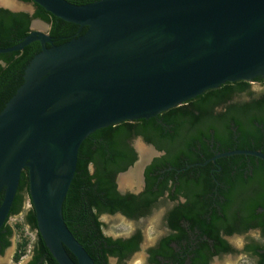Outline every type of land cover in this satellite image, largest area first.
Here are the masks:
<instances>
[{"label":"water","instance_id":"obj_1","mask_svg":"<svg viewBox=\"0 0 264 264\" xmlns=\"http://www.w3.org/2000/svg\"><path fill=\"white\" fill-rule=\"evenodd\" d=\"M32 1L79 29L61 44L33 30L0 47L7 53L33 41L42 46L0 111V229L28 168L38 229L53 256L59 264H96L62 211L83 140L102 127L156 116L226 82L264 77V0ZM140 140L149 154L141 156L135 145L136 161L116 178L122 193L142 188L144 169L159 154ZM232 154L264 160L257 149L224 151L212 159ZM131 173L137 183L126 189L121 178Z\"/></svg>","mask_w":264,"mask_h":264},{"label":"trees","instance_id":"obj_2","mask_svg":"<svg viewBox=\"0 0 264 264\" xmlns=\"http://www.w3.org/2000/svg\"><path fill=\"white\" fill-rule=\"evenodd\" d=\"M68 1L84 4L96 0ZM34 4L36 12L32 16L25 11L0 8V47L12 46L27 36L33 17L51 23L49 32L57 44L76 35L78 24ZM86 29L83 27L80 33ZM40 50V42L33 41L21 50L0 53V111L22 84L26 65ZM255 80L264 85L263 77ZM242 92L253 93L251 82H226L156 116L102 127L83 140L62 211L67 226L96 264H113L110 257L125 261L140 248L143 238L140 231L129 237L105 234L102 214L121 213L137 219L149 215L167 199L176 200L180 196L185 201L179 202L165 217L168 226L177 233L163 236L157 246L149 249L152 264H186L185 257L171 247L173 239L187 254L194 242L190 264H209L206 252L209 239L224 251H234L221 237V230L232 234L259 228L264 236V160L249 154L210 159L216 153L234 149L264 152V90L250 101L239 102L236 97ZM139 135L165 153L146 166L142 192L122 193L116 177L136 161L132 139ZM4 194L5 188L0 192V205ZM26 194L30 198L28 168L22 171L9 217L22 211ZM181 220L188 223L187 228L180 224ZM25 221L37 230L27 264H59L38 229L32 200ZM12 234L7 220L0 229V254L10 246ZM247 249L262 264L264 243L252 241Z\"/></svg>","mask_w":264,"mask_h":264},{"label":"rangeland","instance_id":"obj_3","mask_svg":"<svg viewBox=\"0 0 264 264\" xmlns=\"http://www.w3.org/2000/svg\"><path fill=\"white\" fill-rule=\"evenodd\" d=\"M262 88L258 82L251 84V89L255 93L262 91ZM247 96L249 95L244 93L242 96H237L236 98L242 99ZM139 141H141L139 137L132 139L133 145H137ZM128 185H130V182L127 180L123 186L127 189ZM164 204L167 203L160 204L159 207L153 209L149 215L141 220L130 219L120 213L102 214L100 216V219L104 223L105 234L113 237H128L137 230L138 226L142 228L143 239L141 248L123 262L111 257L110 261L113 264H148L145 258L146 249L150 245H153L157 238L164 233V228L162 227ZM30 207L31 200L26 194L22 211L7 219L8 223L12 226L13 234L10 246L6 248L3 254H0V264H26L31 258L32 250L37 240V230L33 229L25 221V214ZM229 240L238 251L231 255L223 256L219 260H214L211 264H258L257 256L242 252L244 245L249 241L264 243V236L258 231L234 235Z\"/></svg>","mask_w":264,"mask_h":264},{"label":"flooded vegetation","instance_id":"obj_4","mask_svg":"<svg viewBox=\"0 0 264 264\" xmlns=\"http://www.w3.org/2000/svg\"><path fill=\"white\" fill-rule=\"evenodd\" d=\"M16 2L20 5V7L19 8H15V9H17V10H15L14 8H12V7H10V6H6V5H1L0 6V8H5V9H8V10H10V11H14V12H19V11H25V12H27V13H29L31 16L36 12V6H35V4H34V2L33 1H25V0H16ZM28 9H31L30 11H32V13L31 12H29L28 11ZM38 24H39V26H38ZM45 25H48V27L46 28V29H43L44 27H45ZM50 28H51V23L49 22V21H46V20H44V19H42V18H40V17H33L32 19H31V22H30V33L33 31V30H41V31H45L46 33H48L49 35H50V32H49V30H50ZM51 36V35H50ZM52 38V37H51ZM52 40H53V42L55 43V44H57L56 43V40L54 39V38H52ZM47 46H51V44H49V43H47L46 44ZM40 47H42L41 46V43H40ZM2 62V61H1ZM3 63V62H2ZM257 78V77H256ZM255 78V79H256ZM264 78V77H263ZM255 79H253L252 81H249V82H251V84L252 83H254V82H258L263 88H262V91L264 90V85L261 83V82H259V81H256ZM246 81V80H245ZM252 90V89H251ZM262 91H260V92H258V93H255V92H253L252 94H249V96H247V97H244V98H236V100L237 101H239V102H243V101H250V99L251 98H254V97H256L257 95H259V93H261ZM244 93H246V94H248L247 92H242V93H240V94H238L237 96H242ZM137 137H141L142 138V140L147 144V145H153L154 147H155V149H157L158 151H159V154L158 155H156V156H154L153 157V159L155 158V157H159V156H161V155H163L164 153H165V151L164 150H159L158 148H156V146L154 145V144H152V143H148L147 141H145V139L142 137V136H137ZM132 145H133V143H132ZM134 146V148H135V145H133ZM135 150H136V148H135ZM137 152V151H136ZM221 153V152H220ZM217 154V153H216ZM215 154V155H216ZM137 155H138V153H137ZM214 155V156H215ZM214 156H212V158L214 157ZM212 158H210L211 160H213ZM218 158V157H217ZM152 159V160H153ZM210 159H208V160H206L204 163H207V162H209L210 161ZM148 165V164H147ZM146 165V166H147ZM192 165V164H191ZM146 168V167H145ZM117 178V177H116ZM126 180V179H125ZM117 182V181H116ZM145 185H146V178H145V169H144V183H143V185H142V188L138 191V192H133V191H130V189H127L124 193H126V192H131V193H140V192H142L143 190H144V188H145ZM117 186H118V183H117ZM128 186H130V185H128ZM185 201V198L184 197H182V196H180L178 199H176V200H170V199H167L166 201H165V203H167V204H164L165 205V209H164V212H163V215H162V227L164 228V233L163 234H161L158 238H157V240L155 241V243L153 244V245H150L149 247H148V249H146V251H145V258H146V261H147V263L148 264H152V263H150V261H149V258H150V252H149V249L151 248V247H155V246H157L158 244H159V242H160V240L162 239V237L163 236H165V235H167V234H169V233H173V234H176L177 233V230L176 229H171L169 226H168V224H167V220H166V214H167V212L169 211V210H172L179 202H184ZM160 206V205H159ZM158 206V207H159ZM157 207H155L154 209H156ZM123 215V214H122ZM145 216H141V217H139V218H137L138 220H141L142 218H144ZM128 218V217H127ZM131 219V218H130ZM180 224L183 226V227H185V228H187V226H188V223L186 222V221H184V220H181L180 221ZM137 231H140L141 233H143L142 232V228L141 227H139L138 226V228H137V230L135 231V232H133L132 234H134V233H136ZM251 231H258L260 234H261V231H260V229L259 228H251V229H249L248 231H245V233H248V232H251ZM187 233H188V235L190 236L191 235V232L190 231H187ZM244 232L243 233H238V232H234V233H232V234H226L225 233V231L224 230H221L220 231V235H221V237L222 238H224V239H226L227 241H228V243L231 245V246H233V244L230 242V238L232 237V236H234V235H238V234H245ZM131 234V235H132ZM130 235V236H131ZM143 235V234H142ZM262 235V234H261ZM129 237V236H128ZM190 237H192V236H190ZM206 238V237H205ZM143 239V238H142ZM191 242V241H190ZM142 243V242H141ZM251 244V241H249V242H247L245 245H244V248H243V251L242 252H244L245 254H251V255H254V256H256L253 252H251L250 250H248L247 249V245L248 244ZM194 244V242L192 241L191 242V245H193ZM208 244H209V248H208V250H206V252H207V255L209 256V258H210V261H209V264H211L212 263V261H214V260H219L220 258H222L223 256H227V255H231V254H233L234 252H236V251H238V249H236L234 246H233V248H234V251H224L222 248H219L217 245H216V242L213 240V239H209L208 240ZM183 245H185V242L183 243ZM191 245H189V252H188V254L187 253H183L182 252V250L180 249V247L178 246V243H177V240L176 239H173L172 240V242H171V247L174 249V251H176V252H180V255L182 256V257H185V263L186 264H190V262H191V259H192V254L190 253V250H192L193 249V247L191 246ZM140 248H141V244H140ZM139 248V249H140ZM138 249V250H139ZM263 249H261L260 251H262ZM135 252H137V251H135ZM134 252V253H135ZM133 253V254H134ZM111 258V257H110ZM112 258H116V260H118V258L117 257H112ZM259 259V258H258ZM30 260V259H29ZM28 260V261H29ZM110 260V259H109ZM28 261H27V263H28ZM172 262V261H171ZM26 263V264H27ZM175 264H177V263H175Z\"/></svg>","mask_w":264,"mask_h":264},{"label":"bare ground","instance_id":"obj_5","mask_svg":"<svg viewBox=\"0 0 264 264\" xmlns=\"http://www.w3.org/2000/svg\"><path fill=\"white\" fill-rule=\"evenodd\" d=\"M0 3L4 4L6 6H10L12 8H19L20 7V5L16 2V0H0ZM38 26H39V24H38ZM137 148L140 151L141 156L144 157L145 155L149 154V151H150L149 147L145 146L140 141L137 143ZM121 179H122L121 180L122 185H124V182L127 180L130 182V185L137 183V181L135 180V174L134 173H131L127 176H123ZM125 184H127V183H125Z\"/></svg>","mask_w":264,"mask_h":264}]
</instances>
